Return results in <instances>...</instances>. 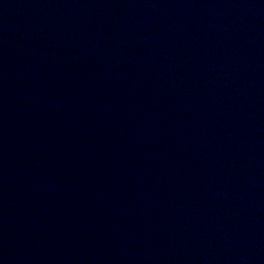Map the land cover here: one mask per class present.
<instances>
[{"label":"water","instance_id":"obj_1","mask_svg":"<svg viewBox=\"0 0 264 264\" xmlns=\"http://www.w3.org/2000/svg\"><path fill=\"white\" fill-rule=\"evenodd\" d=\"M0 264H264V0H0Z\"/></svg>","mask_w":264,"mask_h":264}]
</instances>
